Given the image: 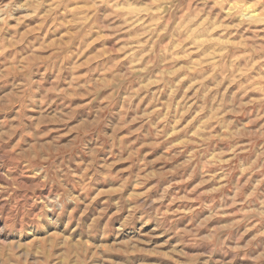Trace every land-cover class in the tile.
Listing matches in <instances>:
<instances>
[{
	"label": "rangeland",
	"instance_id": "obj_1",
	"mask_svg": "<svg viewBox=\"0 0 264 264\" xmlns=\"http://www.w3.org/2000/svg\"><path fill=\"white\" fill-rule=\"evenodd\" d=\"M0 264H264V0H0Z\"/></svg>",
	"mask_w": 264,
	"mask_h": 264
},
{
	"label": "bare ground",
	"instance_id": "obj_2",
	"mask_svg": "<svg viewBox=\"0 0 264 264\" xmlns=\"http://www.w3.org/2000/svg\"><path fill=\"white\" fill-rule=\"evenodd\" d=\"M243 17H246V18H248V17H250V16H248V15H246V14H243Z\"/></svg>",
	"mask_w": 264,
	"mask_h": 264
}]
</instances>
